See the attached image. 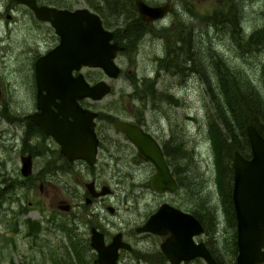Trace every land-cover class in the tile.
Returning <instances> with one entry per match:
<instances>
[{"label":"rangeland","instance_id":"374dc122","mask_svg":"<svg viewBox=\"0 0 264 264\" xmlns=\"http://www.w3.org/2000/svg\"><path fill=\"white\" fill-rule=\"evenodd\" d=\"M167 1L168 14L143 25L122 3L110 15L105 0H78V4L93 5V13L113 37L114 30L119 31L125 48L114 60L120 70L116 79L108 80L97 71L98 80L110 87L109 94L98 102L85 101L98 115L95 133L102 137L105 163L99 179L111 194L83 208L84 190L79 182H86L87 176L75 175L79 165L66 170L55 183L37 180L34 174L39 166L52 164L58 150L44 139L24 140L21 128L23 115L32 108V60L55 45V36L35 23L25 8L0 0V41L7 52L0 68V264H69V243L86 241L88 228L96 225L106 227L110 234L124 232L133 249L129 264H169L159 253V238L134 233L161 203L195 213L208 224L210 234L195 240L209 246L223 264H230L232 230L221 210L216 152L208 125L221 130L214 105L216 101L224 105L222 84L228 90V80L238 83L242 93L245 83L264 107V0H142L148 6ZM6 14L11 20H5ZM129 24L132 29L140 26L139 35L132 34ZM252 32L259 35L246 41ZM190 47V63L182 64L181 73L169 75L166 61L172 60V54L182 61L180 51ZM80 73L85 79L97 75L94 70ZM121 119L137 122L155 137L177 183L173 194L150 191L152 167L115 134L114 123ZM257 120L264 130L263 118ZM231 126L235 129L232 122ZM110 137L117 140L116 152L105 143ZM105 148L113 153L111 158ZM22 150L36 153L28 183L19 175ZM101 163L99 156L98 170ZM60 199L70 204L69 212L57 210ZM105 207L112 208V213Z\"/></svg>","mask_w":264,"mask_h":264},{"label":"water","instance_id":"95a60500","mask_svg":"<svg viewBox=\"0 0 264 264\" xmlns=\"http://www.w3.org/2000/svg\"><path fill=\"white\" fill-rule=\"evenodd\" d=\"M30 10L35 19L47 23L57 38V44L39 56L33 67L36 113L28 116L40 132L57 146L67 162L82 161L94 164L97 138L94 133L97 113L82 108L78 103L98 102L110 92L105 81L87 83L81 69H95L108 80L119 75L114 63L123 48L112 41L113 32L102 27L101 20L85 9L72 12L36 7L34 0H12ZM133 11L143 24L162 20L169 12L165 2L148 6L142 0H132ZM73 73H76L74 76ZM115 129L122 133L138 158L154 169L148 188L157 195L173 194L176 183L169 171L158 143L140 127L115 121ZM250 157L237 152L231 159V203L235 222L236 256L234 264H264V139L252 125L245 127ZM21 177L31 173L30 157L19 160ZM90 198L107 195L103 188ZM89 198V199H90ZM85 200L84 204L89 202ZM112 213V208H106ZM57 210L67 213L70 204L58 202ZM88 246L95 253L93 264H116L117 250L129 251L120 235L104 245L102 235L89 230ZM136 234H151L163 238L159 252L169 264H181L199 259L203 264H216L202 242L193 239L202 235L203 228L190 214L166 204H160L144 223L134 229Z\"/></svg>","mask_w":264,"mask_h":264},{"label":"trees","instance_id":"16d2710c","mask_svg":"<svg viewBox=\"0 0 264 264\" xmlns=\"http://www.w3.org/2000/svg\"><path fill=\"white\" fill-rule=\"evenodd\" d=\"M121 3L123 9H125L129 13H132L134 16L136 15V13L133 11L131 7V0H122V2H120V0H105V7L109 13H112L119 9ZM122 19H126V18L122 17ZM136 20L138 21V18ZM131 26L132 25L129 24L128 28H130ZM130 31L132 32V34L139 35L141 29L140 26L137 27L133 26V29L130 28ZM186 31L188 30L186 29ZM257 33L258 32L255 33L252 32L246 38V41H251L253 38H255ZM257 35H259V33ZM114 39L119 40L118 42L120 43H118V45L122 46L121 43L123 42V40L119 36V31L114 30ZM122 48L124 51L125 50L124 46H122ZM190 51H191V47L187 51L184 50V48L180 51V54L182 55V61L176 59V55L172 54V58H171L172 60L166 61V63L164 64V68L166 72L169 75H176L178 73H181V71H183L182 68H184L182 64L186 65L190 63L191 60ZM162 61L163 60H161V62ZM187 70L190 71L192 69L189 68ZM98 73L100 74L99 71ZM228 82H229L228 90L226 89V83L222 84L223 87L222 95H223L224 105L222 103L221 104L218 103L217 101L215 102L214 105L216 118L221 125V130H217L214 124L208 125V130L212 140V147L216 152V159H217L216 161L219 172L218 191L220 194L221 210L227 226L230 227L232 230V236H231L232 250H231V257L229 259V262L230 264H234V258L236 256L235 222H234L233 208L230 197L231 184H232V180H231L232 153L237 152L240 156H242L245 159H248L250 157L249 147L245 136V127L247 125L252 124V126H254L256 131L264 139L263 126L257 120V118L259 119V117L263 118L264 120V107L261 103L262 101L260 98L256 97L255 95H253L254 97H252L251 95L252 91L249 86H246L245 83L244 86L246 88L245 90L246 93L245 92L242 93L238 83L230 82L229 80ZM149 87H150L149 89L152 91L153 83ZM231 122L234 124L235 129L231 126ZM37 134L40 135L39 133ZM222 135H224L223 138L221 137ZM176 151L181 153L178 147H176ZM162 153L164 156V152ZM170 159L172 160L171 155H170ZM190 214L198 222H200V224H202L204 235H206L207 233L209 235L210 234L209 231L210 229H208L209 225L207 224V226H205V224H203V222L195 213L191 212ZM69 247H70V255H71V258H69L70 260L69 264H91L90 258L91 256L93 257V254L90 248L88 247V240L84 241L78 239L76 241H72L69 243ZM205 247L208 249L210 255L212 256L216 264H222L220 257L217 256L209 246L205 245Z\"/></svg>","mask_w":264,"mask_h":264},{"label":"flooded vegetation","instance_id":"af4514ba","mask_svg":"<svg viewBox=\"0 0 264 264\" xmlns=\"http://www.w3.org/2000/svg\"><path fill=\"white\" fill-rule=\"evenodd\" d=\"M13 2V1H12ZM34 2H35V6L36 7H45V8H48V9H54V10H56V11H67V12H72V11H75V10H79V9H85V10H87L88 12H90V13H92V14H95V13H93V5L91 4H89V6L88 5H81V4H78V0H34ZM168 2V1H167ZM14 3V2H13ZM165 3V2H164ZM169 3V2H168ZM15 4V3H14ZM87 4V3H86ZM15 5H17V6H21V7H23V8H25L24 6H22V5H18V4H15ZM92 8V9H91ZM25 10L26 11H28L27 13H28V16L31 18H33V20L35 21V23H37V24H43L44 26H46L47 28H48V30H51L52 32H53V30L50 28V26L47 24V23H44V22H40V21H38L37 19H35V17H34V15H33V13L30 11V10H28L27 8H25ZM224 13H226V11L224 12ZM112 13H110V15H111ZM1 15H2V11H0V33H2V30H1ZM96 15V14H95ZM137 15V14H136ZM233 15V18L235 19V14H232ZM98 16V15H97ZM99 17V16H98ZM126 18V17H125ZM100 19V18H99ZM5 20H11V17H10V15L9 14H6L5 15ZM193 20H196L195 18H193ZM235 21H236V19H235ZM194 27H196V25H194ZM54 35V34H53ZM55 38V45L57 44V38L56 37H54ZM40 40H42V38L40 39ZM112 41H115V39H114V37L112 38ZM55 45H53V47L55 46ZM52 47V48H53ZM52 48H50V49H52ZM49 49V50H50ZM48 51V50H47ZM47 51H45L43 54H45ZM6 52V51H5ZM42 54V55H43ZM39 56H41V55H39ZM39 56H37L35 59H33L32 60V72H33V67H34V62H35V60L39 57ZM5 57H7V52L6 53H4L3 52V49H2V41H0V68H1V66H2V62H3V60L5 59ZM81 70H83V69H81ZM84 70H87V71H89V70H94V71H96V73H97V71L98 70H95V69H85L84 68ZM76 73H73L72 75L74 76ZM84 77V76H83ZM84 79H85V77H84ZM86 81H87V83H89V84H93V83H95V82H98V81H100V80H98V73H97V75H95V76H93L91 79H85ZM1 81H2V75H0V85H1ZM32 81H33V84H32V103H31V106H32V108L31 109H29V110H27V112H26V114H24L23 115V117H22V122H21V128L23 129V136H24V140H25V138H28V139H34V137H37L36 139H38L39 141H40V139H44V140H47V141H49L52 145H54L55 147H57V150H58V146L49 138V137H47V136H45V135H43L41 132H40V130L31 122V121H29L28 120V116H30V115H33V114H35L37 111H36V105H35V86H34V77H33V73H32ZM0 104H1V101H0ZM82 108H86V109H88L87 107H86V104H87V102H85V100L84 101H80L79 103H78ZM91 111V110H90ZM97 117H98V115H97ZM97 119V118H96ZM95 119V120H96ZM95 120H94V122H95ZM116 121H122V122H126V123H130V124H134V125H136V126H138V127H140V129L144 132V133H147V134H149L156 142H157V140L155 139V137H153L150 133H149V130L146 128V127H144V126H141L140 124H138L137 122H135V121H133V120H130V119H121V120H116ZM37 133H39L40 135H38ZM94 133H95V127H94ZM117 136H119V138H121V139H124V140H126L127 141V139L125 138V136L122 134V133H120V132H116L115 133ZM36 135V136H35ZM95 136H96V138H97V147H96V154H95V160H94V164L91 166V167H88L84 162H82V161H80V160H78V161H73V162H67L66 161V159L62 156V155H60L59 154V151H58V155L56 156V158L54 159V161L53 162H51L52 164H49V163H47V162H45L44 164H41L40 166H39V168H38V170H37V172H36V174H34L35 176L34 177H36V179L37 180H41V179H44V180H47V182H56V181H60V179H61V176L62 175H66V170H73L74 169V165H79V169L77 170V172H76V176H78L79 174L78 173H80L81 172V174L82 175H84V176H87V181L86 182H79L80 183V185L82 186V188H83V190H84V197H83V203H85V200L86 199H89L90 197H89V194H88V192L87 191H89V193L91 194V195H96V194H98L103 188H106L107 189V195H105V196H102V197H96V198H90L89 199V202H87V204H84L83 205V208H85L86 206H90V205H92L93 203H95L96 201H99V200H101V199H103L104 197H106V196H108V195H110L111 194V191L109 190V188L105 185V184H102L101 182H100V177H101V173H102V170H104L103 168H104V166H105V163H104V161H103V159H102V157H101V152H102V145H101V143H102V137L101 136H98L96 133H95ZM107 138V137H106ZM23 140V141H24ZM108 142H105L106 144H107V146L109 145V147H110V149H111V151H115L116 152V145H115V141H117L116 139H114V138H108ZM128 142V141H127ZM129 143V142H128ZM130 144V143H129ZM105 150H106V153L108 154V157H110L111 158V156H112V154L113 153H111V151L110 152H108L107 151V149L105 148ZM136 152V151H135ZM35 155H36V153L35 152H33V151H23L22 150V152L18 155V160H20V158H22V157H24V156H29L30 157V165H31V173H30V175L28 176V177H22V181L23 182H29V180H30V178L33 176V174H32V170H33V168H34V159L36 158L35 157ZM99 156H100V159L102 160V163H101V165H99V167L101 168L100 170H98L97 168H96V166H97V164H98V161H99ZM20 164V163H19ZM144 164H147V165H149V166H151L150 164H148V163H145L144 162ZM152 167V166H151ZM153 169V168H152ZM98 170V171H97ZM153 172H154V169H153ZM19 175H20V173H19ZM63 179V178H62ZM61 179V180H62ZM40 189H41V185H39V187H38V190H39V192H40ZM154 194V193H153ZM155 195H157V194H155ZM163 195V194H162ZM60 201H64V200H58L57 201V203L58 202H60ZM162 204V203H161ZM167 204V203H166ZM169 205V204H168ZM171 206V205H170ZM173 207V206H172ZM70 208H71V206H70ZM107 207H105V210L107 211V209H106ZM175 208V207H174ZM176 209H178V208H176ZM156 210V209H155ZM154 210V211H155ZM178 210H180V209H178ZM70 211V210H69ZM68 211V212H69ZM153 211V212H154ZM181 212H183V213H187V214H190L187 210H180ZM108 212V211H107ZM152 212V213H153ZM151 213V214H152ZM191 215V214H190ZM146 220V219H145ZM144 220V221H145ZM144 223V222H143ZM142 223V224H143ZM199 224H200V222H198ZM141 224V225H142ZM140 225V226H141ZM201 226H202V224H200ZM139 227V226H138ZM94 229L96 232H98L99 234H101L102 235V238H103V242H104V245H107L108 243H110V241H111V239H112V237L114 236V235H116V234H119L120 235V240H121V242L122 243H125V244H127V245H129L128 243H127V240H126V238L124 237V232H121V231H118V232H116L115 234H110V232L106 229V227L105 228H103V227H100V226H98V225H96V226H90L89 228H88V239H86V240H88L89 241V235H90V233H89V230L90 229ZM202 228H203V226H202ZM204 231V230H203ZM136 234V233H135ZM203 234V233H202ZM137 235H139V234H137ZM144 235H148V236H150L151 234H144ZM151 236H154V235H151ZM154 237H156L157 239L159 238L160 239V242L163 240V238H160V237H158V236H154ZM198 237V236H197ZM196 238V237H195ZM195 238L193 239V241L195 242V243H199V242H197L196 240H195ZM160 244V243H159ZM205 245V244H204ZM130 246V245H129ZM89 247V246H88ZM130 250L129 251H125V250H123V249H118L117 250V258H116V261H115V263L116 264H129V259H128V257L129 256H131V254H132V247L130 246ZM91 250V249H90ZM158 250H159V245H158ZM208 250V249H207ZM92 251V250H91ZM131 253V254H130ZM160 253V252H159ZM92 254H93V258H92V260H91V264H93L92 262H93V260L95 259V253L94 252H92ZM161 254V253H160ZM161 256L163 257V255L161 254ZM212 257V256H211ZM164 258V257H163ZM126 259H128V262L126 261ZM165 259V258H164ZM134 260L137 262V258L136 257H134ZM195 260H199V259H195ZM214 260V259H213ZM193 261V260H192ZM191 262V261H190ZM186 263H188V262H186ZM203 263V262H202ZM216 263V262H215ZM182 264V263H181ZM223 264V263H222Z\"/></svg>","mask_w":264,"mask_h":264},{"label":"bare ground","instance_id":"6f19581e","mask_svg":"<svg viewBox=\"0 0 264 264\" xmlns=\"http://www.w3.org/2000/svg\"><path fill=\"white\" fill-rule=\"evenodd\" d=\"M225 62V61H224ZM252 125V124H251ZM254 127V126H253Z\"/></svg>","mask_w":264,"mask_h":264}]
</instances>
